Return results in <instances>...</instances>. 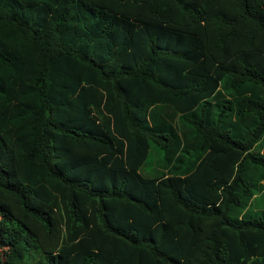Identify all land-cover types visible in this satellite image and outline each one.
<instances>
[{
	"label": "trees",
	"instance_id": "16d2710c",
	"mask_svg": "<svg viewBox=\"0 0 264 264\" xmlns=\"http://www.w3.org/2000/svg\"><path fill=\"white\" fill-rule=\"evenodd\" d=\"M0 264H264V0H0Z\"/></svg>",
	"mask_w": 264,
	"mask_h": 264
},
{
	"label": "rangeland",
	"instance_id": "374dc122",
	"mask_svg": "<svg viewBox=\"0 0 264 264\" xmlns=\"http://www.w3.org/2000/svg\"><path fill=\"white\" fill-rule=\"evenodd\" d=\"M261 201H262V199L260 198L259 200H257V202H253V203H252V206L250 207V210H251V211L256 210V206H257V205H260V204H261V203H260Z\"/></svg>",
	"mask_w": 264,
	"mask_h": 264
}]
</instances>
